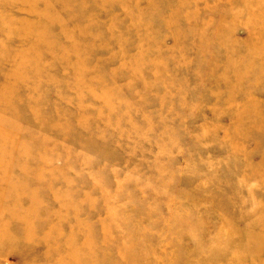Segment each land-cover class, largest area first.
<instances>
[{"label": "rangeland", "instance_id": "obj_1", "mask_svg": "<svg viewBox=\"0 0 264 264\" xmlns=\"http://www.w3.org/2000/svg\"><path fill=\"white\" fill-rule=\"evenodd\" d=\"M86 261L264 264V0H0V264Z\"/></svg>", "mask_w": 264, "mask_h": 264}, {"label": "bare ground", "instance_id": "obj_2", "mask_svg": "<svg viewBox=\"0 0 264 264\" xmlns=\"http://www.w3.org/2000/svg\"><path fill=\"white\" fill-rule=\"evenodd\" d=\"M39 175V174H38ZM60 195L62 194H53V199L55 200L57 197H60L62 198ZM38 206L36 205L35 208H37ZM82 242L80 243L81 244V247L82 249L84 248H88V241H85V239H82L81 240ZM71 249H74L76 245L72 246V245H68ZM80 257H82V255H80ZM79 257V258H80ZM84 259L87 260V257L85 258V256L83 255ZM70 259H74V261H76L78 259V257L76 255H74L73 252H71V255L66 259V260H70ZM82 259V258H81ZM87 263L86 264H90L89 261H86ZM100 264H102L100 262Z\"/></svg>", "mask_w": 264, "mask_h": 264}]
</instances>
